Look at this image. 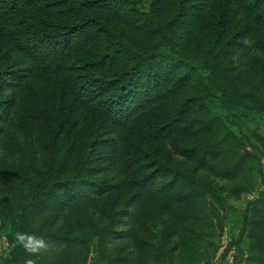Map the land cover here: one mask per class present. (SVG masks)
I'll list each match as a JSON object with an SVG mask.
<instances>
[{
    "label": "trees",
    "instance_id": "1",
    "mask_svg": "<svg viewBox=\"0 0 264 264\" xmlns=\"http://www.w3.org/2000/svg\"><path fill=\"white\" fill-rule=\"evenodd\" d=\"M253 112L264 0H0V264H264Z\"/></svg>",
    "mask_w": 264,
    "mask_h": 264
},
{
    "label": "rangeland",
    "instance_id": "2",
    "mask_svg": "<svg viewBox=\"0 0 264 264\" xmlns=\"http://www.w3.org/2000/svg\"><path fill=\"white\" fill-rule=\"evenodd\" d=\"M143 2V1H142ZM145 3V2H143ZM238 59L234 56V61L236 62ZM246 127L248 128L249 133L252 135L250 136L249 141L251 143H257L261 150L259 152V163H260V173L256 176V181L254 188L252 190L242 192L237 198L229 199V201L235 205L237 208H242L245 205V202L247 199H251L253 197H256L258 195V191L260 189H264V113H258L253 112L246 122ZM233 130L235 132H238L239 130L232 126ZM245 147H248V143L245 142ZM215 182H218L219 184L226 186L227 181L226 180H219L218 178L214 179ZM235 229L232 231H229L226 225L223 228L222 235L219 239L220 241V247L218 249V252L221 250V248L224 246L225 242L227 241L230 234L234 233ZM0 242H2V238L0 237ZM0 252H1V245H0ZM235 253V250L233 248H230L226 251L225 256L223 260L220 262L221 264H232L233 261V254ZM101 259L97 255L96 246L91 241L89 243V252L87 254V258L85 261V264H99ZM219 264V263H217ZM236 264H241V261H237Z\"/></svg>",
    "mask_w": 264,
    "mask_h": 264
},
{
    "label": "clouds",
    "instance_id": "3",
    "mask_svg": "<svg viewBox=\"0 0 264 264\" xmlns=\"http://www.w3.org/2000/svg\"><path fill=\"white\" fill-rule=\"evenodd\" d=\"M20 239L23 240L24 237L21 236ZM32 239H33V237H29V240H32ZM43 246H44V245H43V241H38V242H37V247L32 248L31 251H32V252H36V251L38 250V248L43 247ZM26 247H27V246H26ZM26 264H33V261H32V260H28V261L26 262Z\"/></svg>",
    "mask_w": 264,
    "mask_h": 264
},
{
    "label": "crops",
    "instance_id": "4",
    "mask_svg": "<svg viewBox=\"0 0 264 264\" xmlns=\"http://www.w3.org/2000/svg\"><path fill=\"white\" fill-rule=\"evenodd\" d=\"M6 241L4 239H2V242H0L1 245V249L5 247Z\"/></svg>",
    "mask_w": 264,
    "mask_h": 264
}]
</instances>
